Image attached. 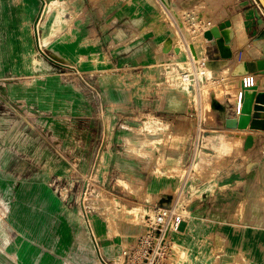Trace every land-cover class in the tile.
<instances>
[{
  "label": "rangeland",
  "instance_id": "1",
  "mask_svg": "<svg viewBox=\"0 0 264 264\" xmlns=\"http://www.w3.org/2000/svg\"><path fill=\"white\" fill-rule=\"evenodd\" d=\"M46 1L65 2L72 13L42 49L63 65L35 44L41 0H11L10 13H0V220L7 231L0 264H117L144 232L145 217L165 205L188 217L175 238L184 264H264V148L203 147L205 136L236 115V95L227 91L225 111L213 109V120L204 121L203 93L210 89L213 98L228 82L238 91L240 78L221 72L234 61H217L210 55L214 39L206 43L208 31L194 30L203 32L208 20L219 26L237 5L244 19L257 11L264 19L259 1L218 0L216 7L213 0ZM191 10L201 19L198 28L187 17ZM203 67L212 79L200 76ZM153 91L160 109L168 102L194 123L198 137L189 143L188 165L177 160L179 148L188 146L177 141L178 129L146 108ZM153 118L169 122L170 130L143 129ZM232 219L263 227L243 228ZM226 224L249 237L228 235ZM243 240L251 247L247 261Z\"/></svg>",
  "mask_w": 264,
  "mask_h": 264
},
{
  "label": "crops",
  "instance_id": "2",
  "mask_svg": "<svg viewBox=\"0 0 264 264\" xmlns=\"http://www.w3.org/2000/svg\"><path fill=\"white\" fill-rule=\"evenodd\" d=\"M45 1V6H49L51 4H56L58 7V11L57 10H53L52 14L49 18V20L46 22V25L44 27L39 28L40 26V21H42V15L44 13V8L42 9V3L40 5V8L42 9L41 13H39V21L37 24V30L38 33L40 32L41 29L43 28H47L48 29V34L45 37H41L39 34V39L37 40L36 38V32H34V37H35V44L37 42V44H39L40 48L43 49L45 46L48 45L51 37L57 35L61 29L64 27L65 24H67L71 18H72V13L71 10L68 6L67 3L63 2V3H59L58 1H53L51 4H47V1ZM59 7H61V9H59ZM10 8H11V0H0V13H2L3 15L5 14H9L10 13ZM244 10L242 8H240V6H236L232 12V14L230 15V17L227 20H230L232 23V28L234 30V39L232 41V51L235 55L234 58V63L232 66V70L234 69V67L240 62V61H252V60H257L261 57L262 55V51L263 48L260 47L258 44H256V40L258 39L259 35L262 33V31L264 30V27H262V25H260L258 23V20L256 19V15H254L253 18H246L244 19ZM30 31V28H27L26 26V31ZM34 31H35V25H34ZM5 37V35L3 36V38ZM23 38L27 39V36H23ZM157 39V38H156ZM28 40L31 41V39L28 37ZM154 40H151L150 42H152ZM243 41V42H242ZM209 42V41H208ZM196 44H198L196 42ZM26 47V46H25ZM207 47V45H206ZM254 49L255 54L253 55L250 51ZM40 50V49H39ZM212 51L214 52L211 53L210 55L214 58H218L217 61H224V59H222L219 56V51L216 47L212 48ZM41 52V51H40ZM41 54H43L41 52ZM241 55V56H240ZM240 56V57H239ZM231 70V72H232ZM230 72V73H231ZM263 74V73H260ZM250 75H254L257 78V82H258V91H264V75L261 76V81L259 83L258 81V76L259 74H250ZM235 78H242V77H235ZM155 94L156 91H153L152 93H150V95H148L147 99H146V108L148 111H150L151 113L157 114V115H163L162 117H164V119H167L168 121H170L174 127H176V130L178 129V136H177V141L180 142H186V144L188 143V146H186L184 149H182L181 147L179 148L178 152H177V160L178 162L185 166L191 163L192 158H193V150L189 148V143L191 140H197V137L195 134L193 135V125L194 123L188 118L187 114L185 113V111H180V109L175 110L174 108L170 107V105L168 104V102L166 103V105H164L162 107V109H160V102H155ZM119 103L122 102H113L112 104L115 105V107L118 106ZM154 104H157V108H155L154 110ZM99 106H102V103H99ZM159 108V109H158ZM107 109V108H106ZM114 110H117L116 108H112ZM156 110H163L162 113H159ZM149 113V114H151ZM87 117H89V114H86ZM124 115H120V120L124 119ZM259 124V129H252L251 127H249L248 129L245 130H241L238 129L236 127H234L231 124L226 123L225 126L226 128H224L223 130H220L218 132H216L215 134L209 135V136H205L204 141L207 139L210 141H216L218 143V145H212L211 147H216L218 149H221L223 151H228L229 149H231V146H236V144L234 143H229L230 140L232 139H236V138H242L243 140L241 141L240 146L243 148V150L245 152H247V150L244 149V142L245 139L248 135H254V137L256 138V143H255V147H253L251 149V151L255 148H258L259 151L261 152L264 144V113H263V117L262 120L260 122H258ZM175 130V132H176ZM245 138L240 136L239 134L245 133ZM234 134V135H231ZM105 135V134H104ZM203 143V141H202ZM200 143V144H202ZM199 144V150H198V155H199V151H200V145ZM210 147V148H211ZM209 149V148H208ZM139 167L140 173L141 175V182L145 183L146 185H148V173H147V169L144 168L145 164L142 160L139 161V164L137 165ZM146 173V178L144 177V174ZM245 183V181H241V184L243 185ZM152 185V184H151ZM150 185V186H151ZM244 187L241 186L238 191H240L238 194L244 195L241 192V189H243ZM68 191H71V188H69L68 186ZM152 191L154 195H159L160 196V201H163L164 199H166V196L163 195L164 190L161 189V187H157V189H155V186L152 185ZM236 191V190H235ZM236 194V193H235ZM163 197V199H161ZM215 201H213L214 203ZM229 203V202H227ZM227 203H223L224 205H226ZM228 205V204H227ZM199 207V206H198ZM193 208H191V211H194ZM228 222H232L235 223L236 225L247 227V226H254V228L261 230L262 229V225L260 224V226L257 225H252V224H246V221H242V219H237V221L235 220H229ZM187 223H185L183 225L186 226ZM230 225H232L231 223H229ZM229 224H226V228L225 231L228 233V235H231L233 233V235H239L237 234V232H239L240 234L242 233L241 236H243V239L249 237L248 234L245 235V231H243V229L241 231H237L235 232L232 228H230ZM229 226V227H228ZM182 227V228H183ZM176 235H174V238H176ZM243 252L244 253L243 257L244 260L247 261V258H249V255L247 253H250V246H246L245 247V242L243 240ZM132 244V243H131ZM130 245V244H129ZM129 245H127L124 250L129 247ZM262 248H264V246H262ZM248 249V252H246ZM123 250V252H124ZM247 258H246V256Z\"/></svg>",
  "mask_w": 264,
  "mask_h": 264
},
{
  "label": "built area",
  "instance_id": "3",
  "mask_svg": "<svg viewBox=\"0 0 264 264\" xmlns=\"http://www.w3.org/2000/svg\"><path fill=\"white\" fill-rule=\"evenodd\" d=\"M257 86L256 76L248 74L242 77L236 115L240 114L243 90ZM187 218L177 206L155 207L153 213L144 219V232L124 250L117 264H184V248L177 243L174 235L181 231Z\"/></svg>",
  "mask_w": 264,
  "mask_h": 264
},
{
  "label": "water",
  "instance_id": "4",
  "mask_svg": "<svg viewBox=\"0 0 264 264\" xmlns=\"http://www.w3.org/2000/svg\"><path fill=\"white\" fill-rule=\"evenodd\" d=\"M42 1V9L44 7L45 1ZM261 7L264 10V0H258ZM41 9V11H42ZM41 13V12H40ZM256 17L258 18V23L260 25L264 24V19H262L261 14L257 11ZM40 17L37 18L35 22V32L36 38L39 39V33L37 30V24ZM206 36L210 37V40L214 39V44L216 45L219 56L224 60H233L234 61V53L232 51V41L234 39V30L232 28V23L230 20H226L222 22L216 29V31H208ZM256 44L263 48L262 55L257 60L252 61H240L233 69V76H245L250 73L264 74V30L259 35L256 40ZM39 46V44H38ZM40 51L43 53L45 57H47L51 62L63 65L53 58L48 56L39 46ZM243 107L242 113H240V117L238 119L237 128L239 129H248L251 127L252 129H259V124L262 120L264 113V91H258V86L251 89L243 90ZM256 138L254 135H248L244 142V149L250 150L255 146Z\"/></svg>",
  "mask_w": 264,
  "mask_h": 264
},
{
  "label": "bare ground",
  "instance_id": "5",
  "mask_svg": "<svg viewBox=\"0 0 264 264\" xmlns=\"http://www.w3.org/2000/svg\"><path fill=\"white\" fill-rule=\"evenodd\" d=\"M158 1V0H157ZM217 2V3H216ZM212 3L214 4V6L216 7V5H219V2H218V0H213L212 1ZM162 5V4H161ZM44 6H45V4H44ZM57 5L54 3V4H51V5H49V6H45V7H48L49 8V11H48V15H47V18L45 19V20H43L42 19V21H40V26H39V28H41V27H44L45 25H46V22L49 20V18H50V16H51V14H52V11L53 10H57L58 11V7H56ZM163 6V5H162ZM44 8V7H43ZM59 9H61V7H59ZM192 11V10H191ZM167 13H169V12H167ZM170 14V13H169ZM197 12H193L192 11V13H190V12H188L187 13V17L188 18H190L191 19V22L193 23V25L196 27V28H198L199 26V20H201V19H199V18H196V16H197ZM176 15V14H175ZM173 16V15H172ZM167 17H168V15H167ZM169 17H171V15L169 16ZM201 18V17H200ZM204 18V17H203ZM211 18V17H210ZM169 19V18H168ZM173 19V18H172ZM198 19V20H197ZM205 19V18H204ZM175 21V20H174ZM211 21V22H210ZM208 20L207 21V23L203 26V32H200V31H198V29L196 30V29H194L196 32H198V33H200V34H204V32H206V31H216V29H217V25H215L216 23L213 21V20ZM174 24V23H173ZM200 29V28H199ZM197 33V34H198ZM205 35V34H204ZM184 38V37H183ZM205 41H206V43H208V41H210V37H208V36H205ZM204 41V42H205ZM243 42V41H242ZM183 43H184V41H183ZM185 44V43H184ZM185 46V45H184ZM179 47V46H178ZM187 48H189V47H187ZM180 49V48H179ZM253 55L255 54V52H254V49H252L251 51H250ZM164 53H166V52H164ZM204 63V62H203ZM204 69V67L201 69V73H200V76H203V75H207V77L206 78H208V80H210V79H212V77H213V73L214 72H212L211 71V69H208L207 68V70L206 71H204L203 70ZM231 70H232V65H226V66H224L223 68H222V70H221V72L222 73H229V72H231ZM206 72V73H205ZM250 74H256V73H250ZM236 77H240V76H236ZM243 77V76H242ZM200 78V77H199ZM202 79V78H201ZM234 79H237V78H234ZM242 79V78H241ZM240 79V80H241ZM238 80H239V78H238ZM258 83V82H257ZM238 84H239V82H238ZM233 89H234V84L233 83H231V82H228L227 84H226V86L224 87V88H216V90H215V95H214V97L212 98L211 96H210V89H208V90H205V92L203 93V98H204V103H203V117L204 118H202L204 121H205V117H206V120L208 119L209 121L211 120H213V109L214 110H219V111H221V112H224L225 111V107L222 105L223 103H222V94H224L225 92H233V94H235L236 95V105H237V110H238V105H239V99H240V91H241V88H240V84H239V89H238V91L236 92H234L233 91ZM225 97V96H224ZM225 99V98H224ZM226 104V103H225ZM242 107H243V99H242V106H241V110H240V113H242ZM199 115H201V112H200V114ZM210 117H209V116ZM240 115L241 114H239V115H235V116H231V117H226V119H225V123H228V124H231V125H233L234 127H236L237 128V123H238V119H239V117H240ZM208 116V117H207ZM148 117V116H147ZM150 117V116H149ZM152 118V117H151ZM201 119V118H200ZM207 120V121H208ZM170 127H171V124L169 123V122H163V121H161V120H159V119H155V118H153L152 120H148V121H146V123H145V126L144 127H142L143 129H145V130H147V131H149L150 133H157V132H159V131H168V130H170ZM141 128V129H142ZM239 129V128H238ZM241 130H245V129H241ZM243 139L242 138H236V139H232V140H230L229 141V143H234V144H236V145H240L241 144V141H242ZM127 142L129 143V144H135L136 142L135 141H133V140H130V139H128L127 140ZM208 143V144H207ZM206 144H205V141L203 142V147H206V148H210L212 145H218V143L216 142V141H210L209 142V140H208V142H207ZM199 156L200 157H203V158H205V156H207V152H205V151H203V150H200L199 151ZM219 157V156H218ZM199 165H201L200 163H197V166H199ZM125 185V184H124ZM130 213H131V211H129ZM184 233V231L182 230L180 233ZM0 238H3L4 240H5V242L4 243H6L7 241H6V238H7V231L5 230V227L3 226V224H2V222H1V220H0ZM3 248H5V246H2ZM184 253H185V250H184V252L182 253L183 255H184ZM223 261H226V258L224 259L223 258Z\"/></svg>",
  "mask_w": 264,
  "mask_h": 264
}]
</instances>
